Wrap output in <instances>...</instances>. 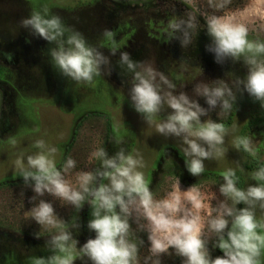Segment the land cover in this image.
<instances>
[{"label": "clouds", "instance_id": "1", "mask_svg": "<svg viewBox=\"0 0 264 264\" xmlns=\"http://www.w3.org/2000/svg\"><path fill=\"white\" fill-rule=\"evenodd\" d=\"M26 2L31 10L27 18L21 19L20 27L54 45L49 56L63 77L76 85H92L101 76V66L108 63L107 59L82 33L53 14L47 0ZM230 3L231 0H217L214 7L219 11ZM260 3L264 5V0ZM185 16L186 19L179 16L169 19L167 34L169 38H178L181 47L186 48L193 42L200 21L191 12ZM254 18L264 21V7L257 9ZM203 27L210 38L206 50L214 54L216 63L226 59L243 61L247 74L235 84L242 85L264 109V41L250 40L248 26L233 16L207 15ZM114 35L105 30L100 43V47H108L113 55L119 49ZM119 63L132 73L128 95L134 111L155 133L180 139L179 151L191 176L199 177L205 172L204 161L224 156L225 125L211 119L201 121V117L217 106L220 116L228 115L233 109L236 96L224 80L196 85L194 93L204 98L208 106L205 109L183 92L174 95L175 85L151 64L133 62L127 52L120 53ZM165 106L170 111L165 119H159ZM114 140L118 146L124 144L121 135ZM10 143L15 145V139ZM34 147L38 150L35 154L14 160L15 175L31 188L32 200L39 198L27 216L44 230L55 231L44 246L51 254L28 256L25 264H75L78 260L83 264L85 258L87 264H140L138 245L129 239L130 221L136 225V231L147 234L148 255L143 258V264H163L164 256L173 255L180 258L181 264H264V222H258L253 211L257 204L264 209V165L251 173V179L258 183L246 190L237 187L235 170L227 168L220 172L223 184L219 192L225 200L213 206V194L201 196L193 186L187 189L183 199L172 192L168 198L154 200L143 171V157L124 147L111 157L104 147L95 148L90 159L98 161L99 168L78 173L75 186L65 179L75 168V160L68 158L58 167L57 147L44 139L36 140ZM234 147L257 156L258 149L252 146L250 137H238ZM176 188L178 191L179 180ZM46 194L77 211L87 204L90 208L87 229L95 234L94 238L77 247L78 240L59 218L53 203L43 199ZM240 204L246 207L237 208ZM143 243L141 240L140 244ZM217 249L222 255L214 257L212 253Z\"/></svg>", "mask_w": 264, "mask_h": 264}, {"label": "flooded vegetation", "instance_id": "2", "mask_svg": "<svg viewBox=\"0 0 264 264\" xmlns=\"http://www.w3.org/2000/svg\"><path fill=\"white\" fill-rule=\"evenodd\" d=\"M247 1L231 0L225 9L218 11L214 7L217 0H55L48 4L53 14L82 33L108 61L101 66V76L92 85L84 86L73 84L53 67L49 49L54 45L20 27L21 19L27 18L31 10L26 0H0V264H25L28 256L47 257L51 254L44 246L55 230L46 231L27 216L39 198L31 199L34 193L15 175L14 168L18 156L38 151L34 147L38 139L57 147L58 167L68 158L76 161L68 177L99 168L98 161L94 160L89 169L86 163L91 161L90 153L97 147H104L109 157L114 156L120 147L139 152L145 162L143 171L154 200L162 196L165 184L172 179L195 188L204 183L219 190L223 184L219 173L225 169L220 165L205 170L199 177L191 176L179 151L180 139L151 137L145 131L147 126L143 118L134 109V126L126 122L121 131L117 129V121L131 110L128 94L132 73L120 65L121 52H127L133 62L151 64L175 85L174 95L183 92L205 109L208 106L204 98L194 93L196 85L224 80L236 96L233 109L228 115L220 116L221 110L217 106L201 117V121L211 119L223 123L225 138L230 136L233 127L235 140L245 136L251 138L252 146L258 149L257 156L235 148L239 157L235 154L221 162L229 159L228 163L238 177L237 187L241 190L258 183L251 179V173L264 165V109L243 90L242 85L235 84L247 74L243 61L226 59L216 63L214 54L206 50L210 38L203 27L207 15L240 13ZM187 12L198 18L200 26L193 42L185 48L181 47L178 38L168 37L167 22L174 16L186 19ZM240 23L248 26L250 40L264 41L262 23ZM105 30L115 34L114 39L119 45L115 55L108 47H100ZM179 35L176 33L177 37ZM156 82L159 83L158 77ZM161 88L168 91L164 85ZM104 108L106 110L102 111ZM164 109L169 111L166 106ZM51 115L59 121L50 123L48 117ZM165 118L159 115V119ZM117 135L123 136L124 144L116 145L114 139ZM13 138L15 145L10 143ZM91 140L95 141V146L89 148ZM218 160L206 162L216 164ZM220 197L223 196L220 194ZM43 199L53 203L59 218L78 240L77 247L94 238L95 234L87 229L90 219L87 204L77 211L47 194ZM256 220L261 222L258 218ZM73 224L76 227H72ZM130 241L137 243L138 240L134 235ZM211 243L212 240L209 247ZM212 254L214 257L222 255L218 249ZM147 255L146 250L140 252L138 247L140 264ZM75 264L82 262L78 260ZM83 264H87L86 258ZM163 264H181V261L174 255L164 256Z\"/></svg>", "mask_w": 264, "mask_h": 264}, {"label": "rangeland", "instance_id": "3", "mask_svg": "<svg viewBox=\"0 0 264 264\" xmlns=\"http://www.w3.org/2000/svg\"><path fill=\"white\" fill-rule=\"evenodd\" d=\"M118 1H127V0H118ZM55 2V0H47V3L48 4H53ZM261 7H264V5H262L260 3V0H248L247 1V4H246V7L242 9V11H240V13H226L225 16H233L235 18V20L237 21H248V22H254V21H257V22H260L264 25V21H260L259 19L257 18H254L255 17V14H256V11L257 9L261 8ZM122 77H123V74H121ZM121 77V76H120ZM75 84V83H73ZM76 85V84H75ZM85 88V87H83ZM130 103V113L125 116H123V118L119 119L117 121V129L119 131H121L124 127H125V124L126 122H128L131 126H134V117H133V113H132V110H133V107L131 106V102ZM106 108H104L102 111H105ZM166 111V109H163ZM161 111L160 115H164V116H167L168 115V112H165V111ZM49 118V121L50 123H53V122H58L59 120L54 116V115H51ZM147 128H146V132L149 133V135L153 138H166L160 134H157L155 133L154 129L153 128H149L148 125L146 124ZM104 133V131H101V133ZM230 135L229 137H226L225 138V143L224 145L222 146L224 149H225V154L222 158H220L218 160V162H215L216 164H213V163H209V162H206L204 161V164H205V170H208V169H213V168H216V167H219V165L224 168V169H227V168H231L232 166L228 163L229 159L231 157H234L235 154L237 157H239V153L237 152V150L235 149L234 147V137H235V127H233L231 129V131L229 132ZM169 138V137H167ZM88 147H94L95 146V141H89L88 143ZM232 151V152H231ZM231 152V153H230ZM225 158H229L227 159V161L224 162H221L223 161ZM226 160V159H225ZM87 169H89L93 163H94V160H91V161H87ZM66 180L69 181L70 184H72L73 186H75V182H76V177L73 176V175H70L68 177V175H66L65 177ZM176 184H177V180L176 179H172L171 181H169V183H166L165 187L163 188V192H162V196L158 199V200H161V199H165V198H168V195L169 193H172V192H176L180 197L181 199L184 198V195H185V192L187 191L188 188H190L191 186H186V185H183L182 183L179 182V190L177 191V188H176ZM199 192V194L201 196H204V197H207L209 195H212L214 196V199L211 201L212 205L213 206H217L221 201H224L225 198L224 197H220V192L218 190V187H210L208 186L207 184H204V183H201L199 185V187L196 188ZM227 203L229 205H231V201H227ZM253 211L255 212V217L260 219L261 222H264V209H261L259 207V204H257L255 206V208L253 209ZM130 224H131V228H130V235H129V238L131 239L132 237H134V235L137 237V243H138V247H139V250L140 252H143L144 250L147 251V254H148V242L147 240L146 241H143L142 238L143 236L146 234L144 232H140V231H136V225L134 223H132L130 221ZM39 226V225H38ZM41 227V226H39ZM147 235V234H146ZM139 238H141V240L144 242L143 244H140V241ZM211 240V239H210ZM209 240V241H210Z\"/></svg>", "mask_w": 264, "mask_h": 264}, {"label": "trees", "instance_id": "4", "mask_svg": "<svg viewBox=\"0 0 264 264\" xmlns=\"http://www.w3.org/2000/svg\"><path fill=\"white\" fill-rule=\"evenodd\" d=\"M143 241H146L147 240V235L145 234L142 238Z\"/></svg>", "mask_w": 264, "mask_h": 264}]
</instances>
